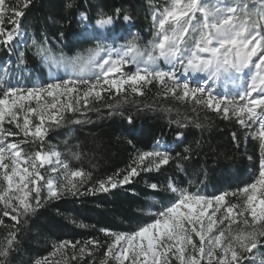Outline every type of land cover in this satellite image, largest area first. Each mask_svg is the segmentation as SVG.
<instances>
[{
    "label": "snow or ice",
    "instance_id": "1",
    "mask_svg": "<svg viewBox=\"0 0 264 264\" xmlns=\"http://www.w3.org/2000/svg\"><path fill=\"white\" fill-rule=\"evenodd\" d=\"M31 4L32 0L13 4L0 0V46L10 55L16 54L20 64L25 63V53L16 50L20 37L26 35L21 20ZM66 7L73 8L72 0ZM132 19L116 8L113 14L100 11L90 23L87 13L81 12L83 31L75 36L76 46L89 45L83 51L55 57L47 37L31 39L50 74L53 68H63L70 75L30 87L0 80V225L4 218L12 221L0 241V264H8L28 218L48 202L108 193L132 184L141 172H160L174 160L183 170L179 161L190 159L189 155H173L171 147L159 140L151 150L141 151L130 139L136 153L132 164L123 172L117 170L90 183V171L74 170L59 151L43 148L50 130L82 122L67 118V113L85 115L107 93L115 102L105 107L122 115L118 109L127 102L129 91L143 96L146 87L155 85L165 99L191 101L193 111L198 106L223 119L235 118L246 134L260 142L259 174L237 191L214 196L191 192L172 179L163 185L149 184L146 195L165 203L150 222L131 232L101 229L112 240L100 264H264V0H170L163 9L154 10L156 31L147 46L132 37ZM119 20L129 26L123 33L116 26ZM60 35L63 37L62 32ZM130 65L134 70H126ZM0 71L8 75L7 68ZM219 84L235 85V95L217 92ZM127 122L134 125L131 115ZM5 123L12 128H5ZM170 123L180 129L188 127L182 120ZM18 136L24 139H9ZM29 137L39 145L35 152H25L21 146ZM175 138L183 142L184 133L177 131ZM232 138L238 141L235 132ZM41 169L51 175L46 177ZM57 173L60 178L55 177ZM229 196L237 202L227 199ZM78 245L79 241H61L50 255L70 247V259L79 260L85 255L94 257V250L101 247L94 239ZM33 264L51 262L43 257Z\"/></svg>",
    "mask_w": 264,
    "mask_h": 264
},
{
    "label": "trees",
    "instance_id": "2",
    "mask_svg": "<svg viewBox=\"0 0 264 264\" xmlns=\"http://www.w3.org/2000/svg\"><path fill=\"white\" fill-rule=\"evenodd\" d=\"M16 2L18 0H8L9 4ZM72 2L73 8L69 10L66 7L68 0H32V4L25 10L21 30L26 33L27 44L22 47L20 39L16 51L25 53L23 65L33 69L35 75H43L39 73V68H44V65L40 63L31 39L47 37L50 41L48 47L55 57H59L61 53L73 55L89 46H76L75 34L83 31L79 20L81 12H86L89 22L94 23V18L100 11L113 14L116 8H121L132 16L134 31L146 35L153 12L157 8L152 0ZM4 26L10 27L7 23ZM116 26L119 29L127 28L122 20L117 21ZM1 47L3 56L8 57V50ZM14 60L19 64L16 54ZM144 92L143 96L130 91L127 93V102H122L118 109L122 115L117 114L115 109L105 107L106 103L115 102L109 100L105 93V100L95 104L93 110L87 111L85 115L79 112L67 113V118L82 122L50 130L48 141L51 146L60 147L70 168L90 171V183L105 179L117 170L123 172L132 164L136 153L128 143L130 139L141 151L151 150L159 140L171 147L173 155L177 152L189 155L190 159L179 161L183 170L176 167L177 161L174 160L160 172H141L132 184L123 188L108 193L100 192L94 196H68L59 201L48 202L28 218L27 224L19 233L16 251L8 258V264H33L34 260L52 253L54 245L61 241H79V247L93 239L101 244V247L94 250V257L85 255L82 259L72 260L70 257L73 250L70 247L57 254L67 259L68 264H100L104 258L103 252L111 242L110 237L101 229L131 232L152 220L146 213L149 201L165 203L159 197L146 195L151 183L163 185L167 179H172L178 186L191 192L202 190L208 196H214L225 191H237L255 181L254 178L259 174L260 142L258 139H248L244 129L234 119H223L215 112L198 106L197 111H193L191 101L182 102L171 97L165 99L158 85L148 86ZM110 111L113 112L112 115H109ZM129 115L132 116L134 125L128 124ZM173 119L182 120L188 127L178 128L176 124L170 123ZM197 124L201 127H196ZM177 131L184 133L183 142L176 140ZM233 132L238 141H233ZM185 148L189 150L187 153L184 152ZM76 154H79V159ZM227 199L233 203L237 201L232 196ZM4 222V225H0V241H3L2 235H7L12 224L7 218H4Z\"/></svg>",
    "mask_w": 264,
    "mask_h": 264
},
{
    "label": "rangeland",
    "instance_id": "3",
    "mask_svg": "<svg viewBox=\"0 0 264 264\" xmlns=\"http://www.w3.org/2000/svg\"><path fill=\"white\" fill-rule=\"evenodd\" d=\"M152 1L156 5V7L160 8V9H163L170 2V0H152ZM126 27L128 28L129 26L127 25ZM120 31L123 33L124 29H120ZM155 31H156V29L153 26V21L148 26V32L146 35H140L138 32L134 31L133 27H131L132 37L137 38V42L141 46H147L149 41L154 39ZM20 39H21L20 45L22 47H25V45L27 44L26 35H22L20 37ZM75 41H76V39H75ZM121 43H124V42L121 41ZM3 53H4L3 48L0 46V69H3V68L8 69V75L7 76H4L3 72L0 71V80L8 81L13 85L19 84L21 87H30L33 85L39 86V85L45 83L46 81H50L53 78H66L68 75L71 74L70 71L66 72L63 68H59V69L53 68L52 69L53 74H50L48 71V67L44 65V68H41V67L39 68V73H43V75L38 76V75H35V72H33V69L26 67L25 65L20 64V63L16 64V62L14 60V54L9 55L8 57H4ZM161 64H163V62H161ZM40 69L45 70V71H41ZM126 70H134V66L130 65L128 67V69H126ZM216 90H217V92L222 93V94L227 93L230 95H235L236 87H235V85H232V84H219L216 86ZM30 103L32 104V106H35V101H32ZM21 115H23V114H21ZM232 119L235 120V118H232ZM36 122L38 123V120ZM5 128H12V125L5 123ZM254 128H255V126H254ZM244 131H245V129H244ZM246 136L248 139H255V138H253L252 135L246 134ZM9 139L15 140L16 142H20L24 138L22 136H18L15 138L10 137ZM28 140H29L28 143H23L21 146L23 147L25 152H35L37 150V147L39 146L38 143H32L31 137H29ZM43 148H44V151H46V152L49 150H52V149L59 151L61 153V159L64 160V155L62 154L60 147L58 145L57 146H51L50 145V143L48 141V134H47L45 143L43 145ZM41 171H45V170L41 169ZM49 175H51V174L49 172L45 171V176L48 177ZM55 177L60 178L59 173L55 174ZM257 177L258 176H256L254 179L256 180ZM197 191H199L202 194H205V192H203L202 190H197ZM205 195H207V194H205ZM162 206H163V204L159 201H156V200L149 201L148 207L146 209L147 215L151 219H153L154 213L156 211H158ZM0 208H2V205H0ZM5 237H6V235H2V240H4ZM110 239L112 240V237H110ZM50 254H48L47 258L49 259L51 264H68L67 259L62 258L61 255L56 253V255L53 256ZM112 264H115V262H112Z\"/></svg>",
    "mask_w": 264,
    "mask_h": 264
}]
</instances>
